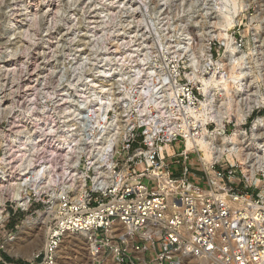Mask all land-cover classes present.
I'll list each match as a JSON object with an SVG mask.
<instances>
[{
  "label": "rangeland",
  "instance_id": "rangeland-1",
  "mask_svg": "<svg viewBox=\"0 0 264 264\" xmlns=\"http://www.w3.org/2000/svg\"><path fill=\"white\" fill-rule=\"evenodd\" d=\"M226 2L0 0V133H9L10 123L27 117L25 112L33 108L30 104L34 103L39 116V139L37 152L25 157L26 161L31 159L27 161L30 162V171L40 166L45 149L64 135L70 141L71 158L79 154V169L86 171V143L92 134L90 131L93 132L91 126L98 107L109 106V118L115 114L119 124L135 123L136 127L135 105L144 98L139 90L140 80L144 78L143 74L148 73L143 71L140 75L137 70L147 69V64L153 61L162 62L171 53L198 54L202 44L210 47L214 65L226 51L225 41L218 36L221 32L227 33L237 44L238 49L234 53L242 51L245 54L243 60L234 59L235 62L227 54L230 61L227 70L233 77L244 80L247 90L237 92V81H232V101L222 94L217 105L219 111L225 112L228 108L243 110L252 99L264 100V0ZM227 13L235 14L234 23L224 32L220 27L223 14ZM186 48L188 50L184 51ZM204 58L201 57L199 62L203 64ZM179 62V67H183L181 74L185 73L183 80L188 82L186 74L192 72L189 61L181 59ZM183 62L187 64L182 65ZM196 73L200 75V69ZM263 116L264 104L261 103L248 117L246 128L257 117ZM20 123L28 136L35 134L25 123ZM232 123L236 124L235 118ZM68 130H71L70 136ZM142 132L143 129H139L134 134ZM61 150L62 146H56V151ZM181 150V143L176 142L165 151ZM1 151L0 148V161L3 157ZM56 157L54 153L48 157L51 177L57 176V189H66L67 178L62 170L64 160L62 156ZM234 162L238 175L235 184L240 174L250 171V165L256 164L254 168L260 178L259 159L249 162L243 156L242 160ZM7 169V163L0 164V171ZM198 184L202 185L201 182ZM4 185H0V201L4 207V218L0 221V264H38L39 260L29 261L24 254H11L4 245L13 237L16 249L21 247L33 253L42 247L40 243L36 246L33 243L41 227H26L23 231L22 227L26 220L37 219L50 207L48 201L55 187L44 189L40 196L28 188L24 196L30 203L28 208L21 209L8 196L7 186L10 184ZM19 237L28 239L21 241ZM65 244L69 248V257L65 256L61 264H88L89 257L83 246L77 243L70 247L71 241ZM112 254L109 248H104L105 261L96 260L94 264H107ZM114 260L119 264L116 258Z\"/></svg>",
  "mask_w": 264,
  "mask_h": 264
},
{
  "label": "built area",
  "instance_id": "built-area-1",
  "mask_svg": "<svg viewBox=\"0 0 264 264\" xmlns=\"http://www.w3.org/2000/svg\"><path fill=\"white\" fill-rule=\"evenodd\" d=\"M233 46L238 49L234 41ZM239 52L243 53L237 51L229 59L239 58ZM181 59L189 61L186 53H171L166 60L153 61L147 69L137 71L140 75L143 71L153 72L151 85L156 89L145 84L148 73L143 74L140 85L147 94L135 105L136 127L132 123L131 133L121 135L108 166L101 163L97 169L95 183L88 177L89 185L83 190L78 187V179L74 185V178L66 175V189H57V176L50 179L55 189L48 201L53 206L47 224L49 243L33 261L56 264L57 246L63 235L88 231L97 238L102 235L99 244L104 242V248L115 252L119 264H264V137L260 145H253L249 141L250 127L246 128L254 110L240 126L244 133L223 143L220 135L232 136L236 128L232 119L240 110L230 111L234 112L231 120L224 122L221 133L216 131L217 114H227L217 107L224 92L213 88L211 102L202 108L201 101L206 97L198 83L184 82ZM238 83L237 92L247 90L244 80ZM30 106L32 116L23 118L24 125L35 133L28 136L23 128L29 139L38 137L39 132L36 106ZM145 122H150L153 131L152 145L147 141ZM139 129L143 132L135 135ZM176 142L181 143L182 150L167 153L166 148ZM203 142L212 154L233 147L246 161L259 159L260 178L256 164L250 165V171L240 174L235 184V157L229 161L224 156L211 164L208 172L201 163L198 143ZM188 143L195 147L187 150ZM21 151L30 155L37 149L28 146ZM88 174L94 177L95 172L90 168ZM125 236H130V243ZM113 242L117 249L110 245Z\"/></svg>",
  "mask_w": 264,
  "mask_h": 264
},
{
  "label": "bare ground",
  "instance_id": "bare-ground-1",
  "mask_svg": "<svg viewBox=\"0 0 264 264\" xmlns=\"http://www.w3.org/2000/svg\"><path fill=\"white\" fill-rule=\"evenodd\" d=\"M231 3H233L234 5L235 1ZM234 15L235 14L232 15L230 13H227L225 15L223 14L224 16L223 24L221 25L222 27H220L223 29L222 31L225 32L232 26V24L234 23L233 20ZM218 36H220L225 41L224 43L226 45V51L225 54L220 58V60L214 63L213 69L211 68L213 62L211 60V53L209 51L210 47L207 44L201 45V48L199 49L201 50L200 53L198 52L197 54L193 52L192 54L189 53L187 54L189 57V65L192 67V72L186 74V76L188 77L189 80H195L196 83H198V86L201 89L202 93L205 95L206 99L201 101L202 108H206L207 105L211 102V91L213 88L218 90L219 92L225 91L223 94L227 96L228 101H232L233 96L231 94L230 83L236 80L238 85L239 84L238 81L240 80L236 77H233L231 71L227 70L228 64L230 63V61L227 58V54L229 56L234 55L235 54L234 52L236 51L233 46V41L229 38V35L227 33L221 32L218 34ZM186 50H188V48H186L184 51ZM239 54H241L239 58H233L231 61H234V59L243 60L245 54L241 52H239ZM201 57H205L204 58L205 61H203V64L199 62V59H201ZM199 69H200V75L196 73V71ZM149 74H150L149 77L147 74L145 84L154 91L156 89L155 87L156 85H151L153 72H150ZM139 90L141 91L140 93L142 95L147 94L144 88H141ZM261 103L264 104V100L255 99L254 101L250 102L248 106H245L243 110L237 111L236 128L232 136L225 137L220 135V139L223 141V143H227L230 139L236 140L238 135L244 133V128H240V126H242L244 122H246L247 117L254 110V108L259 107ZM107 104H109L108 101ZM103 107L101 106L98 107V112L95 116V121L91 126L93 127L91 128L93 129V132H91L92 130L90 131V133L92 134H90L89 135L90 137L87 139L85 150L88 158V166L86 171L79 169V164L81 162L80 161L81 157L79 156V154H76V156L73 159L71 158V147L69 145L70 141L68 140L66 135H64V137L58 142H56L54 145H51L49 146L48 149H45L44 157L42 159L40 166L34 168L33 171L32 170L30 171L29 168L31 167L30 162L27 161L28 160L30 161L31 159H27L26 161L25 157L27 154L23 153L21 149L28 146L36 147V145L38 144L37 140L39 139V136L36 137V135H33V137L30 139L25 136L23 126L20 123V122L25 123V121H22L23 119L21 120L18 119L16 122H11L9 133H3V132L0 133V148L4 151L0 164L7 163L9 165V169L0 171V185L5 186L4 184L7 185L10 184L9 186H7L8 196L18 207H20L21 209L28 208L30 200L28 197L24 196L28 188L33 190L37 196H40L44 189L50 187L51 184L50 179L54 178L53 176L51 177L52 171L50 170V166L48 164V157L51 153H54V155L57 156L56 158L62 156L61 158H63L64 160L63 169H62L63 174L67 175L68 177L74 178V182H72V184L76 185L77 184L76 180L78 179L79 180L78 187L84 190L88 186L86 182V179L88 177L92 178L93 182L95 183L97 177L99 176L97 169L99 168L100 164L102 163L103 165L108 166V163L110 162L112 156L116 151L118 143L121 139V135L123 134L124 136H127L131 133L133 129L132 124L131 125L119 124L118 123L119 120L115 114L113 115L112 118H109L107 115V110L109 106L105 105L104 110H102ZM232 110H233L232 108L230 109L228 108L227 114H225V116L219 113L217 114L216 131H218L219 133H221L224 128L225 125L224 122L231 120L230 117L232 116V113H230V111ZM25 113H28L27 116L31 115L30 110H27ZM23 115L25 114L23 113ZM145 123L148 126L146 129V133L148 134L147 141L149 142L150 145H152L153 131L150 129L151 128L149 125L150 122H145ZM251 124H252L250 126L251 137L249 141L253 145L255 144L260 145L262 142L260 138L264 137V116L257 117L255 120H253ZM149 131H152V134H149ZM67 134L68 136H70L71 130H68ZM55 145L62 146V150L60 152L56 151ZM198 145L201 151V163L208 172H210L209 169L210 165L216 161H219L224 156H226V158L229 161H232L233 157L237 158L238 160H242L241 153L237 148L224 147L218 153L212 154L211 148L208 146L207 143L205 142L198 143ZM192 146L195 147V145H191V143H188L187 150H190ZM12 149H15L13 153H7V151H11ZM90 168H92L95 172L94 177H91V175L88 174ZM51 197L53 198V195H51ZM3 212H4L3 202L0 201V221H2L4 218ZM52 215H53V206L46 209L45 212L40 213L37 219L33 221L26 220L23 223L22 231L26 227H31V228L33 226L41 227L40 232L37 231L38 233L37 234L35 233L36 235L35 238L33 239V243L35 246L42 244V247L40 249H37L33 253L32 251L28 253L27 249L21 247L16 249L14 248V245L12 243L13 237L8 240V242L6 243V245H4V247L8 249V251L11 254H17V253L24 254L29 261L34 260L41 253V251L43 252L47 249V245L49 243L50 229L47 227L46 224L47 222L50 221L51 219L50 216ZM43 235H44V240H43ZM73 235H75L74 239H72ZM144 235L147 236L148 233L146 232ZM31 238H33V235ZM125 238L128 240L129 243L131 242L130 236H125ZM27 239L28 237H26L25 239L19 237V240L21 241ZM69 241H71L70 247H72L73 245L76 246L77 243H79L78 246L80 245L83 246V249H85V251L87 252L85 253L88 254L89 257L88 264H94L96 260L100 262L105 261L103 260L104 242H101V244H99L98 241L100 240L96 237V235L92 232L87 231V232H82L80 234L65 233L63 235V239L57 246L56 264H61L62 262L64 263L65 256L69 257L67 255L69 252V248L68 245L65 244V242H69ZM110 245L113 247V249L118 248L116 243L115 244L111 243ZM19 246L21 245L19 244ZM19 246H15V247H19ZM128 249L130 250L131 247H129ZM115 255L116 254L114 252L112 256H110V258L108 259L107 264H116L114 260ZM138 256L142 257V254H138Z\"/></svg>",
  "mask_w": 264,
  "mask_h": 264
}]
</instances>
